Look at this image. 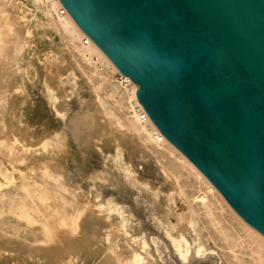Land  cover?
Here are the masks:
<instances>
[{
  "label": "rangeland",
  "instance_id": "obj_1",
  "mask_svg": "<svg viewBox=\"0 0 264 264\" xmlns=\"http://www.w3.org/2000/svg\"><path fill=\"white\" fill-rule=\"evenodd\" d=\"M4 3L5 0H0V102L3 104L0 103V187L9 189L15 206L25 210L29 215L32 232L36 238L32 240L33 245L43 249L44 254L55 264L110 262L107 248L103 247V243H97L92 236L94 227L78 219L75 208L64 205L58 193L43 189L46 182L41 175L43 164L33 160L32 154L25 150L23 142L11 140L13 121H19V125L14 128L15 133L26 138L24 134L26 126L20 123L21 120L35 123L39 129L42 126L59 128L60 122L58 123L57 117L70 106L80 113L81 119L84 118L85 112H91L85 117L87 119L88 115L93 116V119L88 117L92 123L88 137L92 138L94 135V138L100 141L94 149H84L87 152H83V149L72 143L70 151L78 159L79 165L85 169L92 167L102 170L105 157L114 155L116 150L122 149V154L124 153L122 159L126 165L130 164L128 165L130 174L137 180L136 184L125 185L122 190L109 185L102 189L106 198L109 196L118 203V206L123 205L126 232L108 225L105 220L101 221V225L102 231H111L113 241L117 243L122 253L127 248L123 254L124 260L136 250L142 255L145 264H264V249L258 246L259 241L256 239L254 241V238L246 233L243 224L234 216V210H231L230 205L226 206V200L210 191L206 181L198 179L196 171L185 163L177 151L167 146L165 149L156 147L153 141L141 143L142 138L145 139L144 136L139 138L141 141L139 143L138 137L134 138L133 130L110 122L111 117L115 115L123 120L132 119L130 100L132 84L124 81L121 75L96 55L87 57L81 54L80 41L73 42L64 32H46L41 29L38 22L42 14L41 8L44 7L36 0H6ZM53 16H56L55 13ZM16 33H19L18 36ZM16 40L18 43L14 45L13 41ZM37 55L42 57L41 64L36 61ZM33 78L35 79L31 83L30 80ZM73 90L75 96H72ZM40 91L44 93L50 91L54 97L50 98L47 93L44 95ZM1 94L7 96L3 99ZM80 94L83 96L81 104L84 107L79 105ZM98 94L105 99L104 101L107 100V106L111 112L113 110L112 115L106 114L102 107L99 109ZM92 107L93 110L89 111L88 109ZM6 108L8 109L4 110ZM2 109L5 112H1ZM83 109L85 114L82 113ZM3 120L6 121V125ZM96 129L99 132H96ZM93 133L98 134L95 137ZM134 140L138 142L135 143ZM163 167H166V170ZM38 170L40 173L36 174ZM167 171L171 173L170 176ZM165 174L167 181L164 179ZM85 183L88 184L89 181L86 179ZM146 187L161 188L166 193L172 191V201L174 197L176 200L175 203L170 202L173 204H169L168 213L162 211L160 203L146 191ZM76 193L80 200L86 201L85 190L78 189ZM203 194L206 196L205 200L202 198ZM181 211L184 214L186 211L188 220L183 221L180 232L169 233L164 217L168 216L167 218L173 221L170 220L171 223L176 224L178 216L181 218L182 214V219L186 216L183 217ZM113 215L119 216L117 212H113ZM99 244L101 246H98ZM96 245L97 248L94 249ZM260 245L264 248L263 243ZM89 250L91 253L87 256L85 252ZM117 262L112 261L110 264H119Z\"/></svg>",
  "mask_w": 264,
  "mask_h": 264
},
{
  "label": "water",
  "instance_id": "obj_2",
  "mask_svg": "<svg viewBox=\"0 0 264 264\" xmlns=\"http://www.w3.org/2000/svg\"><path fill=\"white\" fill-rule=\"evenodd\" d=\"M154 125L264 236V0H60Z\"/></svg>",
  "mask_w": 264,
  "mask_h": 264
},
{
  "label": "bare ground",
  "instance_id": "obj_3",
  "mask_svg": "<svg viewBox=\"0 0 264 264\" xmlns=\"http://www.w3.org/2000/svg\"><path fill=\"white\" fill-rule=\"evenodd\" d=\"M36 2L39 3L40 5H43V7H44V8H41L42 14H40V18H39V22H38L39 27L41 29L45 30L46 32H49V31H55L58 33L64 32L69 36L70 40H72L73 42H76L77 40L80 41L81 47H82V49H81L82 53L81 54H83L85 56L96 55L98 57V59L105 61L113 71H115L116 73L121 75V77L124 79V81H127L130 84H132L133 89H132V92L130 95L131 108L133 110L132 119L126 118L123 120L119 117H115L116 115L113 116V118L111 117V119H110L109 115L110 114L112 115L113 110H112V112L110 111V109L106 103L107 100L104 101L105 99H102V97L99 96L100 93L97 95V96H99V100H100V105L98 104L99 109L102 107L103 108L102 110H104L106 114H109L108 116H109L110 122L112 124H116L119 126H125L127 128V130H133V133L135 135V137H134L135 139H136V137H138V140H139V138H142V136H144L145 139L142 138L143 142H141L139 140V143L140 142L146 143V141L147 142L153 141V143L157 145L156 147H162L161 149H165V146H167V147L177 151L182 156V159L186 161L185 163L191 165V167L196 171L197 175L199 176L198 179L199 178L204 179L208 185L209 190L214 192V193H217L219 196L222 197V199H224L223 196L219 193V191L214 187V185L196 168V166H194V164H192L175 146H173L165 138V136L159 131V129L154 125V123L152 122L150 117L147 115L144 108L141 106L140 102L137 99L136 90L138 88V85L135 82H133L128 76L122 74L118 70V68L110 61V59L103 53V51L81 30V28L76 24L74 19L71 17V15L67 11L64 14L60 13L59 9L61 7H63L60 0H36ZM5 3H6V0H5ZM54 13L56 16H53ZM18 34H17V36H18ZM15 37H16V35H15ZM16 39L19 42V39L17 37H16ZM86 39H87V42L85 41ZM17 40L13 41L15 43L14 45H16ZM11 44H13V43L11 42ZM49 56H47V57H49ZM36 61L38 64L42 63L41 55H37ZM37 75H38V73H37ZM34 79L35 78L31 79L30 82L33 83ZM74 84H75V82H74ZM42 89H44V88H42ZM33 91H34V89H33ZM41 92L44 93V91H40V93ZM46 93L47 92H45L44 95ZM7 94H9V92ZM7 94L4 96H7ZM47 94L49 95L50 98L54 97V94L51 93L50 91H48ZM75 94H76L75 90H73L72 96H75ZM100 95H103V94H100ZM4 96L2 97L3 99H4ZM9 96H10V94H9ZM128 96H129V94H128ZM82 99H83V96H81V94H80V96H79L80 103L79 102L78 103H79V105L84 107V105L81 104ZM46 100L48 101L47 98H46ZM71 103H73V102H71ZM2 107H5V106H2ZM83 107H81V108H83ZM77 108H79V107H77ZM7 109L8 108H6L4 110H7ZM94 109H95V107H94ZM4 110L1 112H5ZM84 110L85 109H83L82 113L85 112ZM88 110L92 111L93 107H92V109H88ZM93 112H95V110ZM59 113L60 112H58V114ZM85 113H84L85 114L84 118L81 119V115L79 116L80 113L75 111L72 107L69 106L64 113L61 112L59 114V116L57 115L58 116L57 118H59L58 123L60 122L59 128L42 126L41 129H39V127L35 123H31L27 120L26 121L21 120L20 123H22L24 126H26V132L24 133L26 135V138L22 137L20 135H17L15 133L14 128H16L19 125V121L18 122L13 121L14 125L11 127V140L23 142V144L25 145L24 146L25 150L32 154L33 160L36 162L40 161L43 164V171H42L41 175H42V177L44 176L43 181L47 182V184L45 182V186H43V189L44 190L49 189V190L54 191L55 193H58L59 196L62 198V202L64 205L72 206L75 208V210L77 212V218L78 219H81L85 224H88V225L94 227V234L92 236L96 239L97 243L101 242V243H103L102 245H104L103 247L107 248L108 253H109L108 262L110 261L112 263V261H114V263H115L118 261L117 263H119V264H145L143 261L142 255L140 253H138L136 250H133L131 252V256L130 257L128 256L129 258L124 260L125 256L123 254L125 253L127 248H126V250H124V253H122V251L118 247L117 243H115L113 241V236H112L111 231H102L103 226L101 225V221L105 220L106 223H108V225H113L112 227H114L115 229H119L121 231L126 232V222L123 219V212H122L123 211V205L121 206L119 204L120 206H118V203L115 202V200L113 198H111L109 196L106 198L105 195L103 194V191H102V189H103V187H105V185L114 186V187L118 188L119 190H122L123 189L122 187L125 185H134L137 183V180H135L132 177L133 174L132 175L130 174L131 171H130V168L128 167V165H130V164L126 165L124 163L125 160L123 161V159H122L123 158L122 155L124 154V153L122 154V149L116 150L117 152L114 155H108L107 157H105L106 160L103 164L102 170L95 169V168L93 169L92 167H91L92 170L90 168L85 169L83 166L79 165L78 159L74 156L73 152L70 151L72 143L76 147H80L81 149H83V152L85 151L84 149H94L98 144H100V141L95 139L94 135L92 136V138L88 137L89 132H90V123H91V120L89 118L92 117V119H93V116H92V114L90 115L91 117H89V115H88L89 118L87 117V119H86L85 117H86L87 113L89 114L91 112H85ZM105 113H104V115H106ZM13 114L17 115L16 112H13ZM115 114H116V112H115ZM2 117H3V113H2ZM98 117H99V115H98ZM95 119L96 118L94 116V120ZM97 119H99V118H97ZM104 120H107V119H104ZM3 121L5 122V125H6V121L5 120H3ZM102 121H103V119H102ZM95 122L97 123L98 121H95ZM108 123H109V120H108ZM111 123H110V125H112ZM80 124H82L83 126L81 127ZM0 127H1V125H0ZM117 130H119V129H117ZM96 132H99V131L97 130ZM93 134H95V133H93ZM97 134H95V137ZM7 135H9V133ZM115 135H112V136H115ZM116 139H118V137ZM138 140L136 142H138ZM134 142H135V140H134ZM139 143H137V144L140 145ZM117 145H118V143H117ZM140 146H143V144ZM140 146H138V147H140ZM76 147H75V149H76ZM80 148H78V149H80ZM72 149H74V148H72ZM166 150H168V148ZM76 152H78V151L76 150ZM85 152H87V151H85ZM80 157H82V154ZM85 162H84V164H85ZM166 167H163V168H165V170H166ZM87 171H88V173H87ZM38 172H39V170L36 171V174ZM167 172H168L167 174L170 176L171 173L169 174V171H167ZM165 177L166 178H164V179L166 180L167 179L166 174H165ZM37 179L42 180V178H37ZM86 179L89 181L88 184L85 183ZM170 181H172V180H170ZM176 181H178V178ZM144 186H145V184H144ZM149 186H151V185H149ZM179 187L180 186H178V188ZM78 189H82V190L86 191V193H87L86 201L80 200L78 195H76L77 194L76 190H78ZM145 189L154 198L155 201L160 203V205L162 206V207L160 206V208L163 209L162 211L168 213L169 212L168 211L169 210L168 209L169 204H173V203H170L173 199L172 191L169 193H166L161 188L151 189L149 187H146ZM181 190L183 191L182 188H181ZM9 191L10 190L7 188L1 189V187H0V264H55V262L54 263L51 262L49 260L48 256L44 254L43 249L33 245L32 240H35L36 238H34V235L32 232V224H31L30 217L25 210L19 209L15 206V204L12 200L11 191L10 192ZM176 191L178 193V189H176ZM182 191L179 190L180 193ZM175 192H174V194H175ZM181 194H183V193H181ZM179 198L180 197H178V199ZM202 198L205 200L206 196L203 194ZM185 199H186V197H185ZM175 200L176 199L174 197V201ZM174 201H172V202H174ZM177 202H178V200H177ZM225 202H226L225 204H227L226 206H228L229 204L227 203V201H225ZM129 204H131V203H129ZM204 204H205V202H204ZM175 206H177V205H175ZM187 207H189V206L187 205ZM231 210L233 211L232 208H231ZM113 212H117L119 216L113 215ZM173 212L174 211H172V213ZM182 212L183 211H181V213ZM183 214H184V212H183ZM189 214L191 215V212ZM193 214H194V212H193ZM233 214L243 224L245 230L247 231L246 233H249V235L254 238L253 239L254 241H255V239L258 240L260 242V243L258 242V246L261 247L262 249H264L262 247V245H260L262 243L264 244V236L260 232H258L256 229H254L252 226H250L248 223H246L235 211H233ZM164 215H166V214L164 213ZM178 215H179V213H178ZM185 215H186V211H185V214L183 215V217ZM187 215L183 219H182V214H181V218H180V216H178V218H177L178 221L176 224L171 223L172 220L170 219L171 220L170 221L167 218L168 216L164 217V221L167 224V229H168L167 231L169 233H172L173 231L180 232L182 229L181 224L184 223L183 221L186 222L188 220ZM132 219H134V218H132ZM191 220H193V219H191ZM78 222L80 223V220ZM133 223H135V221ZM190 223H192V222H190ZM192 225L193 224H191V227H192ZM106 230H107V227H106ZM193 231H195V230H193ZM124 234H126V233H124ZM132 235H134V234H132ZM129 240H130V238H129ZM134 240H136V239L134 238ZM146 243H147V241L145 242V244L144 243L143 244L146 246ZM98 246H101V245L99 244ZM95 248H97V245H96V247H94V249ZM122 249H124V248H122ZM129 252H130V250H129ZM86 253H87V256H89V253H91V252L89 250V251L85 252V254ZM102 254H104V253H102ZM83 256H84V254H83ZM88 260H89V258H88ZM76 262H77V260H76ZM110 262H109V264H110ZM85 264H86V262H85Z\"/></svg>",
  "mask_w": 264,
  "mask_h": 264
},
{
  "label": "built area",
  "instance_id": "obj_4",
  "mask_svg": "<svg viewBox=\"0 0 264 264\" xmlns=\"http://www.w3.org/2000/svg\"><path fill=\"white\" fill-rule=\"evenodd\" d=\"M59 11L61 14H64L66 12V9L64 7H61ZM85 41L87 42V39Z\"/></svg>",
  "mask_w": 264,
  "mask_h": 264
}]
</instances>
